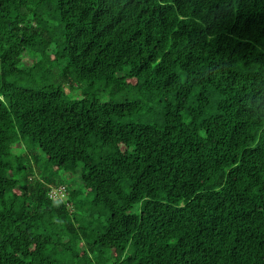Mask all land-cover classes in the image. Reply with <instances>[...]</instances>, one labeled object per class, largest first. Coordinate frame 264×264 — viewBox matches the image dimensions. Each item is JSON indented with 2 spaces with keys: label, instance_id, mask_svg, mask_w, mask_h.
<instances>
[{
  "label": "trees",
  "instance_id": "1",
  "mask_svg": "<svg viewBox=\"0 0 264 264\" xmlns=\"http://www.w3.org/2000/svg\"><path fill=\"white\" fill-rule=\"evenodd\" d=\"M0 264H264V0H0Z\"/></svg>",
  "mask_w": 264,
  "mask_h": 264
},
{
  "label": "rangeland",
  "instance_id": "2",
  "mask_svg": "<svg viewBox=\"0 0 264 264\" xmlns=\"http://www.w3.org/2000/svg\"><path fill=\"white\" fill-rule=\"evenodd\" d=\"M73 89H74V91H73L72 95H77V94L80 93V91L77 90V87L76 86H74ZM66 92H69V90H67ZM105 100H107V96L102 94L100 96V101L101 102H104ZM56 178H58V180H61V182L63 184H65L67 186H71V190H73V189H75V188L78 187L77 184L75 183V180L74 179H70V178H68L64 174L61 175V174L57 173L56 174ZM63 199H65V198H63Z\"/></svg>",
  "mask_w": 264,
  "mask_h": 264
},
{
  "label": "built area",
  "instance_id": "3",
  "mask_svg": "<svg viewBox=\"0 0 264 264\" xmlns=\"http://www.w3.org/2000/svg\"><path fill=\"white\" fill-rule=\"evenodd\" d=\"M63 190L64 189L62 187L57 188V189H55L49 193V197L50 198H56V197L62 198L63 197Z\"/></svg>",
  "mask_w": 264,
  "mask_h": 264
}]
</instances>
